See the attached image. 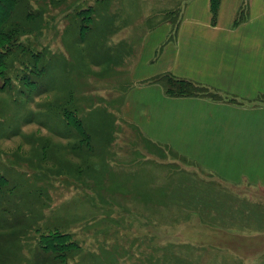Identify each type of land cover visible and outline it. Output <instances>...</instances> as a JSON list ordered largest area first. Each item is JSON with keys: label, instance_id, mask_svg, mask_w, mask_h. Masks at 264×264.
Segmentation results:
<instances>
[{"label": "rangeland", "instance_id": "1", "mask_svg": "<svg viewBox=\"0 0 264 264\" xmlns=\"http://www.w3.org/2000/svg\"><path fill=\"white\" fill-rule=\"evenodd\" d=\"M188 1L0 0V264H58L47 233L67 234L71 264L264 256V192L215 190L190 158L208 133L194 112L151 117L170 97L229 99L151 73Z\"/></svg>", "mask_w": 264, "mask_h": 264}, {"label": "crops", "instance_id": "2", "mask_svg": "<svg viewBox=\"0 0 264 264\" xmlns=\"http://www.w3.org/2000/svg\"><path fill=\"white\" fill-rule=\"evenodd\" d=\"M210 4L184 5L174 38L163 42L151 73L189 80L229 99L170 97L151 117L162 111L176 121L175 114L192 111L194 124L208 126L207 137L192 142L197 146L190 158L208 161L217 185L223 184L215 190L228 192L233 202V192L251 191L234 186L249 183L264 192V101L258 100L264 96V0H219L214 20ZM220 117L222 123L207 121ZM260 249L250 254L253 260L264 255ZM256 264H264V256Z\"/></svg>", "mask_w": 264, "mask_h": 264}, {"label": "trees", "instance_id": "3", "mask_svg": "<svg viewBox=\"0 0 264 264\" xmlns=\"http://www.w3.org/2000/svg\"><path fill=\"white\" fill-rule=\"evenodd\" d=\"M219 0H211L210 9L212 13V19L214 20L216 17L217 9H218ZM1 23V22H0ZM2 55L1 57H3ZM174 82L176 84V94H193L195 95L198 91V87L195 83L184 80V79H176L174 78ZM203 89V87H200ZM204 95L213 96L214 93L208 92L207 90H201ZM199 92V93H201ZM212 98V97H210ZM39 248L41 251L46 252L47 254L50 252L53 254L52 259L58 264H71L66 261L65 253L71 249L72 243L68 242L67 234H52L47 233L42 235L40 239H38ZM64 248H66L63 252H61ZM45 260V259H44Z\"/></svg>", "mask_w": 264, "mask_h": 264}]
</instances>
